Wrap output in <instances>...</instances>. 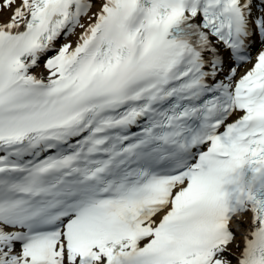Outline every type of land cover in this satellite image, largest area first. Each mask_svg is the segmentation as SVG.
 Instances as JSON below:
<instances>
[{"label":"snow or ice","instance_id":"obj_1","mask_svg":"<svg viewBox=\"0 0 264 264\" xmlns=\"http://www.w3.org/2000/svg\"><path fill=\"white\" fill-rule=\"evenodd\" d=\"M0 264H264V0H0Z\"/></svg>","mask_w":264,"mask_h":264},{"label":"bare ground","instance_id":"obj_2","mask_svg":"<svg viewBox=\"0 0 264 264\" xmlns=\"http://www.w3.org/2000/svg\"><path fill=\"white\" fill-rule=\"evenodd\" d=\"M5 16L9 15V13H4ZM63 42V41H62ZM248 67H251V65H248Z\"/></svg>","mask_w":264,"mask_h":264},{"label":"rangeland","instance_id":"obj_3","mask_svg":"<svg viewBox=\"0 0 264 264\" xmlns=\"http://www.w3.org/2000/svg\"><path fill=\"white\" fill-rule=\"evenodd\" d=\"M61 43V42H60Z\"/></svg>","mask_w":264,"mask_h":264}]
</instances>
